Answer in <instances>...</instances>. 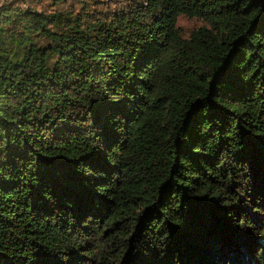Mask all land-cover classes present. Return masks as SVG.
I'll return each instance as SVG.
<instances>
[{"label": "trees", "instance_id": "obj_1", "mask_svg": "<svg viewBox=\"0 0 264 264\" xmlns=\"http://www.w3.org/2000/svg\"><path fill=\"white\" fill-rule=\"evenodd\" d=\"M0 264H264V0L0 4Z\"/></svg>", "mask_w": 264, "mask_h": 264}, {"label": "rangeland", "instance_id": "obj_2", "mask_svg": "<svg viewBox=\"0 0 264 264\" xmlns=\"http://www.w3.org/2000/svg\"><path fill=\"white\" fill-rule=\"evenodd\" d=\"M11 0H0V4L8 2ZM75 0H68V2H74ZM178 25L181 27V30L184 34H187L194 26L198 24V21L195 19L186 18L180 16L178 19Z\"/></svg>", "mask_w": 264, "mask_h": 264}]
</instances>
